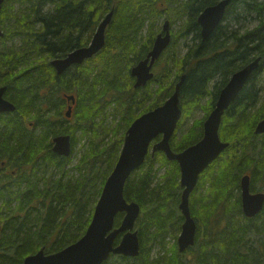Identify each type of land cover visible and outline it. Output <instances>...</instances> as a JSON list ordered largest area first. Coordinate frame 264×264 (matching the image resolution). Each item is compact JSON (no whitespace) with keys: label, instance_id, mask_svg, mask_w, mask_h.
Segmentation results:
<instances>
[{"label":"trees","instance_id":"trees-1","mask_svg":"<svg viewBox=\"0 0 264 264\" xmlns=\"http://www.w3.org/2000/svg\"><path fill=\"white\" fill-rule=\"evenodd\" d=\"M218 1H4L0 86H6L5 97L16 110L0 114L5 182L0 197V264H22L41 248L57 252L84 235L126 130L142 113L163 104L183 74L184 119L177 131L196 108L204 109L205 116L181 138L176 131L171 139L175 152L203 137L204 121L222 87L257 57L262 58L259 68L223 116L219 134L229 146L201 173L190 197L198 224L195 244L180 252L177 243L184 220L179 209L180 166L162 151L150 152L125 185L126 199L141 205L136 223L140 254L112 255L104 264H264V211L255 218L244 216L240 185L251 173V188H264V134L255 133L264 118L259 104L264 0H231L222 23L204 40L197 18ZM111 10L104 48L59 75L51 60L87 46ZM164 15L172 24L184 21L157 64L179 38L186 40V52L179 56L175 51L147 86L136 89L131 68L151 49ZM151 84L157 85L154 90ZM71 94L76 104L67 118L66 95ZM121 114L122 122L115 123ZM110 117L114 124L108 123ZM60 134L72 137L68 157L52 149L53 138ZM82 141L84 151L74 165L73 155ZM162 168L165 172L157 178ZM121 219L119 214L117 226Z\"/></svg>","mask_w":264,"mask_h":264},{"label":"water","instance_id":"water-1","mask_svg":"<svg viewBox=\"0 0 264 264\" xmlns=\"http://www.w3.org/2000/svg\"><path fill=\"white\" fill-rule=\"evenodd\" d=\"M4 1L0 0V16ZM230 1L220 0L199 14L197 22L204 40L222 23ZM113 15L114 10L106 14L87 46L75 48L66 56L51 60V65L59 75L73 66L83 64L104 48L106 31ZM2 36L4 31L0 28V37ZM171 42V23L166 19L147 55L131 68L136 89L145 87L154 78V66ZM261 60V57H257L231 75L222 87L213 110L204 121L203 137L184 150L175 152L171 146V139L183 116L180 98L181 87L186 77L183 74L176 83L174 92L163 104L142 113L126 130L119 158L105 181L84 235L57 252L47 253L45 248H41L36 253L28 255L22 264H104L112 255L138 256L141 243L136 223L141 216V205L126 199L125 185L132 173L145 162L147 154L149 152L155 154L157 151L164 152L169 160H176L180 166V183L183 189L179 209L184 220L177 242L180 252H185L193 246L198 224L191 212V194L198 185L201 173L229 146L228 142L221 140L219 134L223 116L239 96L251 74L259 68ZM6 89V86L0 87V114L16 110V105L5 97ZM66 98L71 104L65 116L71 118L76 96L71 94L66 95ZM255 133L264 134V118L257 124ZM157 138L159 139L156 140ZM53 151L61 156H70L71 135L55 136ZM241 196L243 212L247 217H255L263 211L264 192H251V177L248 174L241 179ZM119 214H122V219L117 226L116 218Z\"/></svg>","mask_w":264,"mask_h":264},{"label":"rangeland","instance_id":"rangeland-1","mask_svg":"<svg viewBox=\"0 0 264 264\" xmlns=\"http://www.w3.org/2000/svg\"><path fill=\"white\" fill-rule=\"evenodd\" d=\"M165 19H166V17H165V15H164V16H162L161 19L159 20L160 28H162V25H163ZM183 21H184V20L179 19L176 23H173V24L171 23V32H172V35H174V34H176V33L178 32V30L181 28V26H182V24H183ZM172 40H173V39H172ZM8 43H9V42H8ZM185 43H186V40H184V39H182V38L177 39V40H176L175 47L172 48V51H170V53L166 54L165 57L162 58V62H161L160 64H156V66L154 67V71H155V73L160 71V69L165 65V63L170 59L171 55L174 54L175 51H176V53H177L179 56H183V55L185 54V52H186V45H185ZM259 79H260L259 84H260V87H261V88H260V89H261V93H260V103H259V104H260L261 107H262V106H264V72L262 73V75L260 76ZM147 85H148V84H147ZM147 85H146V86H147ZM156 86H157V85L153 86V84H151L150 90H152V89L154 90ZM208 99H209V98L204 99L203 102H202V105H205V104L207 103V100H208ZM114 111H115V109L112 108V112H114ZM122 115H123V114H121V116H118V119L116 120L115 123H117V122H119V121L122 122V119H121V118H122ZM204 116H205L204 109H202L201 107L196 108V109L193 111V113L189 116V118H187L186 121H184V123L182 124V126H181V127L179 128V130L177 131V132H178L177 134L179 135V138H181V137H182V134H183V133H186V132L192 127V125L194 124V122L202 120V119L204 118ZM182 119H184V118H182ZM108 123H110V124H114V123L112 122V117H110V118L108 119ZM121 130H122V128H121ZM124 130H125V129H123L122 132H123ZM122 132H121V133H122ZM83 142H84V141H82V143H80V144L78 145V148L76 149V152H75L74 155H73V156H74V161H73L74 165L77 164V162L79 161V159H80V157H81V154H82L83 151H84ZM164 172H165V169H164V168L160 169V170L158 171V173H157V178H159ZM157 178H156L155 182H157ZM180 231H181V230H180ZM180 231L177 233V237L179 236ZM177 239H178V238H177ZM169 240H170L172 243L176 242V238L173 237V236L170 237ZM156 250H157V248L155 249L154 254H156Z\"/></svg>","mask_w":264,"mask_h":264},{"label":"flooded vegetation","instance_id":"flooded-vegetation-1","mask_svg":"<svg viewBox=\"0 0 264 264\" xmlns=\"http://www.w3.org/2000/svg\"><path fill=\"white\" fill-rule=\"evenodd\" d=\"M201 30V29H200ZM3 169H4V161H0V197H2V195H3V193H2V190H3V188H4V186H5V182H4V180H3V176H2V174H3ZM14 174H15V172H13ZM249 175H250V177H251V180H252V174L251 173H249ZM251 192L252 193H257V192H264V188H261L260 190H253L252 188H251ZM241 201H242V196H241ZM242 211H243V207H242ZM263 211H264V209H263ZM262 211V212H263ZM243 214H244V212H243ZM260 214V213H259ZM258 214V215H259ZM258 215H256L255 217H257ZM244 216H246L245 214H244ZM247 217V216H246ZM255 217H247V218H255Z\"/></svg>","mask_w":264,"mask_h":264},{"label":"bare ground","instance_id":"bare-ground-1","mask_svg":"<svg viewBox=\"0 0 264 264\" xmlns=\"http://www.w3.org/2000/svg\"><path fill=\"white\" fill-rule=\"evenodd\" d=\"M208 7V6H207ZM0 87H3V86H0ZM52 149H53V147H52Z\"/></svg>","mask_w":264,"mask_h":264}]
</instances>
